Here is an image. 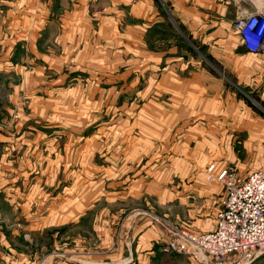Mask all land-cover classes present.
<instances>
[{
    "label": "rangeland",
    "instance_id": "374dc122",
    "mask_svg": "<svg viewBox=\"0 0 264 264\" xmlns=\"http://www.w3.org/2000/svg\"><path fill=\"white\" fill-rule=\"evenodd\" d=\"M13 1L0 264H202L169 246L214 229L221 170L264 171V99L187 36L175 0Z\"/></svg>",
    "mask_w": 264,
    "mask_h": 264
},
{
    "label": "built area",
    "instance_id": "2783aa9c",
    "mask_svg": "<svg viewBox=\"0 0 264 264\" xmlns=\"http://www.w3.org/2000/svg\"><path fill=\"white\" fill-rule=\"evenodd\" d=\"M232 33L243 49L264 58V6L261 11L238 10ZM223 184L221 209L209 233L180 232L169 250L188 254L202 264H264V171L249 173L240 180L221 170L216 178Z\"/></svg>",
    "mask_w": 264,
    "mask_h": 264
},
{
    "label": "crops",
    "instance_id": "0c3cea01",
    "mask_svg": "<svg viewBox=\"0 0 264 264\" xmlns=\"http://www.w3.org/2000/svg\"><path fill=\"white\" fill-rule=\"evenodd\" d=\"M161 1L157 2L162 4L163 1L162 3ZM175 2L176 6L173 11L175 13L184 12L190 18L183 20L184 22L182 19L179 20L183 23L182 26L187 36L189 35L193 41L200 42L196 46L199 48L216 46L221 54L217 55L215 60L217 63L224 64L225 75L233 79L235 86L245 89L240 90L243 94H255L260 100L264 99V58L247 53L239 39L232 33L235 6L243 7L249 12H259L264 6V0H191L190 3L189 0H175ZM9 5L16 6L17 4L13 0H0V7ZM172 8L171 6V10ZM0 10L5 9L0 8ZM5 13L11 12L5 11ZM205 13L215 17L208 21L204 17Z\"/></svg>",
    "mask_w": 264,
    "mask_h": 264
}]
</instances>
